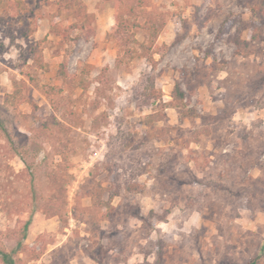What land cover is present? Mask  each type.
I'll return each mask as SVG.
<instances>
[{
    "label": "rangeland",
    "instance_id": "1",
    "mask_svg": "<svg viewBox=\"0 0 264 264\" xmlns=\"http://www.w3.org/2000/svg\"><path fill=\"white\" fill-rule=\"evenodd\" d=\"M0 124L15 264H264V0H0Z\"/></svg>",
    "mask_w": 264,
    "mask_h": 264
},
{
    "label": "trees",
    "instance_id": "2",
    "mask_svg": "<svg viewBox=\"0 0 264 264\" xmlns=\"http://www.w3.org/2000/svg\"><path fill=\"white\" fill-rule=\"evenodd\" d=\"M116 19V15L114 17ZM171 96L173 99L181 100L183 98V93L179 90L177 84L172 89ZM1 126V124H0ZM21 243H17L16 248H13L10 251L0 249V261L3 264H15L13 254L20 248ZM256 259H252L250 264H253Z\"/></svg>",
    "mask_w": 264,
    "mask_h": 264
}]
</instances>
